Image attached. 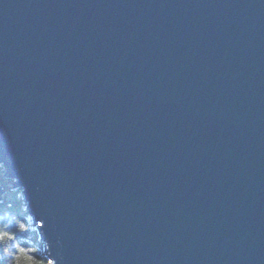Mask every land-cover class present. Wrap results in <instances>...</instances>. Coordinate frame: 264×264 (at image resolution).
<instances>
[{
  "label": "water",
  "instance_id": "1",
  "mask_svg": "<svg viewBox=\"0 0 264 264\" xmlns=\"http://www.w3.org/2000/svg\"><path fill=\"white\" fill-rule=\"evenodd\" d=\"M0 171L49 264H264V0H0Z\"/></svg>",
  "mask_w": 264,
  "mask_h": 264
},
{
  "label": "clouds",
  "instance_id": "2",
  "mask_svg": "<svg viewBox=\"0 0 264 264\" xmlns=\"http://www.w3.org/2000/svg\"><path fill=\"white\" fill-rule=\"evenodd\" d=\"M0 180L7 181L0 171ZM9 213L0 211V264H48L39 257L38 250L18 236L26 233L17 219L9 220Z\"/></svg>",
  "mask_w": 264,
  "mask_h": 264
},
{
  "label": "trees",
  "instance_id": "3",
  "mask_svg": "<svg viewBox=\"0 0 264 264\" xmlns=\"http://www.w3.org/2000/svg\"><path fill=\"white\" fill-rule=\"evenodd\" d=\"M1 184L4 189H6V193L4 201L0 204V211L9 213V216L7 217L9 220L18 218L20 226L26 228V233L23 234V236H18V238H21L26 243L33 245L38 250L39 257L46 260L41 252L42 244L37 241L38 234L34 229V226L28 221V216L25 214L23 206L19 200L20 192L9 190L3 180Z\"/></svg>",
  "mask_w": 264,
  "mask_h": 264
},
{
  "label": "rangeland",
  "instance_id": "4",
  "mask_svg": "<svg viewBox=\"0 0 264 264\" xmlns=\"http://www.w3.org/2000/svg\"><path fill=\"white\" fill-rule=\"evenodd\" d=\"M6 186L9 188V185H8V183H6ZM29 221V220H28ZM34 227H35V225L34 224H32ZM48 262V261H47ZM48 264H49V262H48Z\"/></svg>",
  "mask_w": 264,
  "mask_h": 264
},
{
  "label": "bare ground",
  "instance_id": "5",
  "mask_svg": "<svg viewBox=\"0 0 264 264\" xmlns=\"http://www.w3.org/2000/svg\"><path fill=\"white\" fill-rule=\"evenodd\" d=\"M2 185V184H1ZM3 187V186H2ZM3 189H4V187H3ZM5 191H6V189H4Z\"/></svg>",
  "mask_w": 264,
  "mask_h": 264
}]
</instances>
